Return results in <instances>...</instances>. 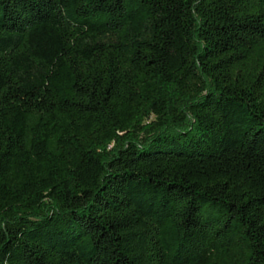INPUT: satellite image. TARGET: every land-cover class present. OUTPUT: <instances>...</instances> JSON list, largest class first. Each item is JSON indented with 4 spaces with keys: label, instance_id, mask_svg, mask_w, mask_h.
<instances>
[{
    "label": "trees",
    "instance_id": "trees-1",
    "mask_svg": "<svg viewBox=\"0 0 264 264\" xmlns=\"http://www.w3.org/2000/svg\"><path fill=\"white\" fill-rule=\"evenodd\" d=\"M0 264H264V0H0Z\"/></svg>",
    "mask_w": 264,
    "mask_h": 264
}]
</instances>
